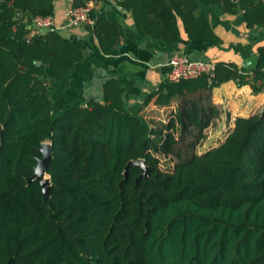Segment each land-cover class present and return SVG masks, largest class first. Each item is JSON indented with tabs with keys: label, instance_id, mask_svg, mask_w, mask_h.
<instances>
[{
	"label": "trees",
	"instance_id": "obj_1",
	"mask_svg": "<svg viewBox=\"0 0 264 264\" xmlns=\"http://www.w3.org/2000/svg\"><path fill=\"white\" fill-rule=\"evenodd\" d=\"M117 4L132 12L140 36L171 44L181 39L180 22L190 40L221 44L201 5L241 9L249 29L264 26L262 0ZM54 10V0H0V264H264V109L197 153L219 116L213 89L243 85L240 69L220 62L213 75L164 81L146 104L179 96V105L160 126L126 109L115 79L101 101L53 116L48 74L69 76L84 59L57 31L34 32V19ZM91 18L102 53L112 54L125 27L95 11ZM257 61L252 73L263 81L264 47ZM45 143L52 145L48 202L33 180ZM160 155L176 159L172 172L161 169ZM138 160L147 177L132 166L126 178Z\"/></svg>",
	"mask_w": 264,
	"mask_h": 264
},
{
	"label": "crops",
	"instance_id": "obj_2",
	"mask_svg": "<svg viewBox=\"0 0 264 264\" xmlns=\"http://www.w3.org/2000/svg\"><path fill=\"white\" fill-rule=\"evenodd\" d=\"M71 7L73 0H54L53 27L81 48L84 59L69 76L60 78L48 74L53 116L62 115L75 106L86 107L93 100L101 101L106 82L115 79L124 89L127 110L138 112L152 126L167 124L176 113L179 96L165 106L158 105L156 98L149 104L146 101L167 80L169 62L175 53L193 61L235 64L244 78L243 85L239 79L213 89L211 99L219 116L206 130V135L209 132L215 138H227L238 118H250L264 109V80L257 81L252 69L243 67L246 60L258 58V49L264 47V26L249 29L241 9L236 14H228L220 6L201 5L203 16L221 39L220 45L190 40L181 22V39L171 44L140 36L132 12L122 9L117 0H97L95 12L125 27L119 46L112 54L105 55L92 28L67 23ZM253 85L259 91L254 92Z\"/></svg>",
	"mask_w": 264,
	"mask_h": 264
},
{
	"label": "built area",
	"instance_id": "obj_3",
	"mask_svg": "<svg viewBox=\"0 0 264 264\" xmlns=\"http://www.w3.org/2000/svg\"><path fill=\"white\" fill-rule=\"evenodd\" d=\"M262 2L264 3V0ZM96 3L97 0H88L84 6L71 7L67 14V23L74 27H93L95 21L91 18V13L94 11ZM53 26L52 17H36L32 24L35 33L54 28ZM214 70L215 63L193 61L184 54L175 53L169 62L167 80L172 83H180L200 78L203 75H213Z\"/></svg>",
	"mask_w": 264,
	"mask_h": 264
},
{
	"label": "water",
	"instance_id": "obj_4",
	"mask_svg": "<svg viewBox=\"0 0 264 264\" xmlns=\"http://www.w3.org/2000/svg\"><path fill=\"white\" fill-rule=\"evenodd\" d=\"M237 1V0H235ZM48 30H54V28H50ZM257 58H251L248 59L244 62L243 67L245 69H253L257 65ZM42 153V159L39 160L38 165L35 169V174L33 177V180H37L40 182L42 186V191H43V197L44 201L48 202L50 200V188H51V179L50 177L48 179H43L41 175L44 173L47 174L50 164L52 162V145L50 143H45L42 145L41 149ZM132 166H139L141 170L144 172L142 177H147L148 174V168L146 167L145 161L144 160H138V161H132L130 162L126 169H125V177H128V171L131 169ZM9 264V263H8Z\"/></svg>",
	"mask_w": 264,
	"mask_h": 264
},
{
	"label": "rangeland",
	"instance_id": "obj_5",
	"mask_svg": "<svg viewBox=\"0 0 264 264\" xmlns=\"http://www.w3.org/2000/svg\"><path fill=\"white\" fill-rule=\"evenodd\" d=\"M156 126H160L161 124L156 123ZM226 138L222 137V138H215V135L210 134L209 132L206 135V139L204 140L203 144L198 148L197 153L199 155H202L203 153H205V151L210 150L212 148L218 147L219 145H221ZM160 159V167L163 171L166 172H172L174 170V167L177 163L176 159L173 157H164V156H158ZM41 177L43 179H48L49 176H47V174H43L41 175Z\"/></svg>",
	"mask_w": 264,
	"mask_h": 264
},
{
	"label": "bare ground",
	"instance_id": "obj_6",
	"mask_svg": "<svg viewBox=\"0 0 264 264\" xmlns=\"http://www.w3.org/2000/svg\"><path fill=\"white\" fill-rule=\"evenodd\" d=\"M44 174H46V173H44Z\"/></svg>",
	"mask_w": 264,
	"mask_h": 264
}]
</instances>
